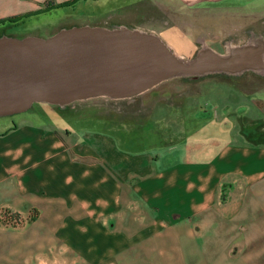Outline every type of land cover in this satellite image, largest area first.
Wrapping results in <instances>:
<instances>
[{
    "label": "crops",
    "instance_id": "1",
    "mask_svg": "<svg viewBox=\"0 0 264 264\" xmlns=\"http://www.w3.org/2000/svg\"><path fill=\"white\" fill-rule=\"evenodd\" d=\"M48 1L73 0H0V18L23 16L16 22L21 24L41 14L37 11ZM135 1L141 0L119 7ZM165 1L172 17L181 18L175 23L206 17L208 8H215L221 18L264 28V0ZM234 85L229 97L221 96L224 103L208 104L209 110L189 97L180 105L162 102L173 113L181 107L196 109L183 116L191 129L180 148H151L154 144L146 143L140 130L146 118L140 123L136 113L100 117L43 105L39 110L51 113L42 115L39 124L25 119L0 132V209L29 219L17 226L0 220V264H207L201 255L190 254L205 242L201 232L219 225H196L195 217L206 216L228 184L245 182L255 189L244 193L247 199L258 193L264 199V85L253 91ZM223 116L234 121L225 123L234 138L216 153L197 143L199 137L189 144L199 128ZM238 119L250 124L253 139H263L251 141ZM177 150L182 154L174 159ZM33 209L37 216L30 219ZM217 259L214 263H220Z\"/></svg>",
    "mask_w": 264,
    "mask_h": 264
},
{
    "label": "rangeland",
    "instance_id": "2",
    "mask_svg": "<svg viewBox=\"0 0 264 264\" xmlns=\"http://www.w3.org/2000/svg\"><path fill=\"white\" fill-rule=\"evenodd\" d=\"M129 1L131 0H79L75 7L53 8L31 16L21 24L12 23L1 26L0 36L9 35L22 38L28 35H38L47 37L61 28L84 23L109 28L125 26L159 35L172 46L176 53L187 59L195 58L204 43L216 52L226 54L229 50L226 46L227 42L232 45H245L263 41L260 39L264 36L262 35L264 28L261 24L239 22L231 17L221 18L215 8H208L206 17H192L193 20L190 21L186 18V22L175 23V20L178 21L181 18L172 17V9L165 0H160L158 3L141 0L119 7L120 4ZM236 26L241 28L238 34H235L234 30ZM250 30L255 31L254 37ZM241 33H244L246 37L244 38ZM250 37L253 39L250 40ZM233 83L246 91L256 90L264 85V70L246 68L242 71H226L218 69L174 76L145 92L134 95L131 101L128 100L129 97L110 96H94L66 104L37 101L33 102V107L29 109L0 115V132L8 131L14 124H22L25 119L31 124H39L44 118L42 115L51 113V110L40 111L39 107L43 105L49 108L86 110L88 113H98L102 116H117L118 114L134 116L136 113L139 115L140 123L146 118L140 130L148 138V141L145 138L146 143L154 144L151 148L158 149L171 144L180 148L179 146H182L180 142L186 139V131L189 132L191 129L190 127L187 129L188 122L183 116L187 110L188 113L189 111L195 113L196 109L185 108V110L181 107L177 113H173L162 102L180 105L186 97H189V101L206 105V109L209 110L208 104L211 105L215 101L224 103L221 96L229 97L230 91L236 88ZM163 117H165L164 120ZM224 117L219 120L220 122H208L199 128L200 131L192 134L189 144L194 145L197 141L195 139L199 137L200 142L197 143L202 146L206 145L209 152L213 151L212 154L216 153L226 143V140L234 138L233 133L230 134L227 128L228 125L232 126L234 121H230V117ZM235 121H238L240 129L247 133L252 129L250 124L243 119ZM181 154L177 150L173 152L172 158L177 159ZM251 189L242 181L236 182L233 186L228 184L223 188L221 196L206 210V216L195 217L192 222L196 225L209 224L212 226L210 228L219 225V228L216 231L201 232L206 236V238L202 237L205 242H202L195 252H191L192 258L201 255L206 259L207 264H233L234 258L251 257L253 261L249 264H264V199L261 193L251 194L247 199L244 193L246 194ZM255 209L258 211L257 215ZM249 216H254V221L250 222ZM28 221L29 219H26L19 225ZM2 222L5 226H15ZM251 223L254 230L250 228ZM3 250L5 256H8L9 249L4 248ZM216 258H219L217 261L220 263H214Z\"/></svg>",
    "mask_w": 264,
    "mask_h": 264
},
{
    "label": "water",
    "instance_id": "3",
    "mask_svg": "<svg viewBox=\"0 0 264 264\" xmlns=\"http://www.w3.org/2000/svg\"><path fill=\"white\" fill-rule=\"evenodd\" d=\"M173 52L159 35L125 26L74 25L47 37L1 35L0 115L36 101L133 97L174 76L203 73L214 62L236 61L215 55L214 62H192Z\"/></svg>",
    "mask_w": 264,
    "mask_h": 264
},
{
    "label": "bare ground",
    "instance_id": "4",
    "mask_svg": "<svg viewBox=\"0 0 264 264\" xmlns=\"http://www.w3.org/2000/svg\"><path fill=\"white\" fill-rule=\"evenodd\" d=\"M260 51L262 52L261 55L258 53V50L255 47V45H253L251 48H245V49L238 48V49L233 50L232 52L230 51L229 53H226V54H220L216 52L215 50H213L210 46L205 45L201 48V50H199L198 56L195 57L196 59L191 58L189 60H191L192 62H198V61L214 62L212 60L215 57V55H219L220 57H224L227 59H232V58L236 59V61L230 65L229 64L228 65L216 64L214 62V64H212L211 66L207 65L200 71L218 70V69L226 70V71H242L246 68L264 70V63L262 64V66H259L260 64L259 60H256L257 58H259V59H263V62H264V44ZM173 53L175 54V51Z\"/></svg>",
    "mask_w": 264,
    "mask_h": 264
},
{
    "label": "trees",
    "instance_id": "5",
    "mask_svg": "<svg viewBox=\"0 0 264 264\" xmlns=\"http://www.w3.org/2000/svg\"><path fill=\"white\" fill-rule=\"evenodd\" d=\"M77 1H79V0L65 1L63 3H58V4L55 3L54 1H48V2H46V5L43 7V9L37 11V13L45 12V11L51 10V9H53L55 7L70 6L72 4H75ZM22 18H23V16H18V15L9 16V17H6V18H0V27L1 26H4V25H7V24L16 23L17 21H19ZM80 112L82 114H88V112H86V110H84V111L83 110H80ZM89 113H91V112H89ZM93 114H96L97 116H100V117L102 116V115H100L98 113H93ZM251 136H252L251 133H248V138L251 141H254V142H258L259 140H262L263 139V137L261 135L258 136L259 138H255V139H253ZM9 212H10V210L7 211V213H9ZM13 215L14 216H17V215H20V214L14 212ZM36 216H37V212H36V210L33 209L31 211V214H30V217L29 218L30 219H34Z\"/></svg>",
    "mask_w": 264,
    "mask_h": 264
},
{
    "label": "built area",
    "instance_id": "6",
    "mask_svg": "<svg viewBox=\"0 0 264 264\" xmlns=\"http://www.w3.org/2000/svg\"><path fill=\"white\" fill-rule=\"evenodd\" d=\"M238 27H234V29L237 30ZM239 30V29H238ZM252 37H254V34H252ZM252 37H250L249 39H253ZM258 39V38H256ZM261 39V38H260ZM230 43V42H229ZM134 98L129 97V101L133 100ZM8 209L2 208L0 209V220L4 221L6 224H10V225H19L21 223H23L24 221H26L27 218L21 216V215H17L14 216L13 213L14 211H11L9 213H7Z\"/></svg>",
    "mask_w": 264,
    "mask_h": 264
},
{
    "label": "flooded vegetation",
    "instance_id": "7",
    "mask_svg": "<svg viewBox=\"0 0 264 264\" xmlns=\"http://www.w3.org/2000/svg\"><path fill=\"white\" fill-rule=\"evenodd\" d=\"M77 5V2L75 3V4H72V5H70V6H72V7H75ZM83 13H87V12H83ZM88 14H90V13H88ZM100 14H101V12H100ZM84 24H88V23H84ZM77 25V24H76ZM74 26V25H73ZM235 30V34H238L237 32H238V29L236 30V29H234ZM244 30V29H243ZM250 32V31H249ZM246 33H247V31H246ZM246 37V35H244V38ZM232 39H235V37H232ZM236 39H238L237 37H236ZM243 40V39H242ZM245 40V39H244ZM263 44H264V41H262V42H260V43H255V42H253V43H247V44H245V45H232L231 43H229L228 44V53L231 51H233V50H235V49H238V48H240V49H245V48H251L253 45H255V47L257 48V50H258V53L261 55L262 54V52L260 51L261 49H262V47H263ZM205 45H208V44H206V43H204L203 44V46H205ZM261 52V53H260ZM259 66H262V64L264 63L263 62V59H261V60H259Z\"/></svg>",
    "mask_w": 264,
    "mask_h": 264
}]
</instances>
